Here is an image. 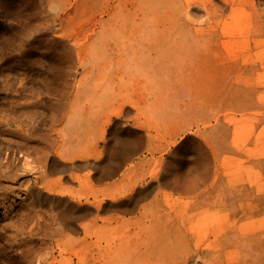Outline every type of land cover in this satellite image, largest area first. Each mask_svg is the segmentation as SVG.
I'll return each mask as SVG.
<instances>
[{
	"label": "rangeland",
	"instance_id": "374dc122",
	"mask_svg": "<svg viewBox=\"0 0 264 264\" xmlns=\"http://www.w3.org/2000/svg\"><path fill=\"white\" fill-rule=\"evenodd\" d=\"M56 6L61 10L58 19L47 7H43L46 13L36 14H18L12 7L0 11V33L11 27L8 37L0 39V108L7 112L15 102L29 107L35 104L44 119L49 117L45 119L48 127L59 105L66 111L79 105L114 112L132 97L138 107L152 105L156 129L162 132L134 128L131 119L138 110L113 113L105 142L88 134L73 143L74 148L92 146L93 155L75 160L56 157L68 167L48 170L39 183L41 191L91 209L83 223L100 225L102 219L115 217L133 220L142 211L140 222L152 223L161 238H193L207 245L232 236L215 254L218 264H243L241 257L250 237L252 253L264 255V0H60ZM51 27L53 32L72 34L71 55L77 48L89 49L82 66L70 71L68 77L74 74V80L68 95L52 71L66 65L64 54L55 55L47 64L40 59L34 68L17 57L22 50L18 48L45 43L44 28ZM92 28L100 33L97 46H91ZM201 61L203 68L198 70ZM182 125L192 129L190 136L170 133ZM128 128L136 131L143 144L144 156L138 163L128 158L123 164L117 155L125 150L120 138ZM58 134L53 135L57 137L53 153L61 142ZM149 134L157 146L153 157L146 152ZM102 166L111 169L102 171ZM61 174L69 179L59 181ZM87 175L90 183L87 189L84 186V193H89L88 199L70 195ZM194 182L200 186L195 187ZM54 185L67 191L49 190ZM8 192L0 198V213L5 207L10 212L4 214L6 219L0 216V222L4 220L0 230L21 207L16 196L19 190ZM20 196L24 198L22 193ZM120 204L123 206L118 209ZM6 250L0 231V252ZM262 259L260 256L259 261ZM259 261L250 257L244 264Z\"/></svg>",
	"mask_w": 264,
	"mask_h": 264
},
{
	"label": "bare ground",
	"instance_id": "6f19581e",
	"mask_svg": "<svg viewBox=\"0 0 264 264\" xmlns=\"http://www.w3.org/2000/svg\"><path fill=\"white\" fill-rule=\"evenodd\" d=\"M37 1L38 0H0V11L5 13L7 10H9V8L12 7L15 10H17L18 14H24V13L36 14L39 11H45L46 13V10H43L44 9L43 7L45 8L47 7V10L50 12V14L51 13L56 14L57 19L60 17L61 10L57 11V6H56V3H59L60 0H40L42 4H40V1L39 3ZM15 2L17 3L14 5ZM18 2L20 3L18 4ZM47 19L46 21L48 22ZM43 23L46 22L43 21ZM90 26L93 27L91 24ZM73 28L75 29V27ZM55 30L56 31L53 32L52 27L51 29L44 28L43 39L45 40V43H43L42 45H36L33 43L30 44L31 46H29L27 49H23L22 47L18 48V50L21 49L22 50L17 54V57L19 61H24V60L28 61L29 62L28 64L29 66H27L28 68L31 67L34 68V66H36V63H38V61L40 62V59H42L41 61L42 63L52 62L57 57L55 55H58L60 53L64 54L65 57L64 62L66 63V65L64 67L55 66V69H53L52 71H55L54 73L56 74L57 80L58 79L60 80L62 89L67 94L70 92L72 88V82L74 80V79L71 80L74 74L71 75L70 79L68 77L70 76V71H72L74 67H77V65L82 66L86 57L88 56L89 49H87L84 52V50L81 51L77 48L78 50L76 49L75 51H72L74 52V55H71V48H68V45L73 43L72 34H65L64 32L60 33L57 32V29ZM10 31H11V27L9 26L6 27V31L0 33V39L7 38L8 36H6V34L9 33ZM39 31L41 32V30ZM90 34L94 35V39L92 40L93 42L91 43V46H97L100 39L99 36L100 33L98 32L95 33V30L92 28ZM60 39H62L63 43ZM85 39L89 40L88 38ZM1 51H4V49ZM202 63L203 61L198 62L197 64L198 70H201V68H203ZM46 67L44 71H46ZM35 79H37V77ZM77 85L78 87H80V83H78ZM3 98L5 99V97ZM37 100L40 101L39 98H37ZM78 106L79 105H74L73 108H71L69 111H66L63 110L62 109L63 107L59 105L57 110L56 109L54 110L56 112L53 111L55 115L53 120L48 122V123L52 122L50 125L48 124L49 125L48 127H45V125L47 126L45 119L47 120V118L49 117H46L44 119L43 117L44 115H42V113L39 111V108L36 107L35 104L33 107H29L26 105H22L19 102H15V104L12 105L8 109L9 111L7 112L0 108V198L1 196L5 197V194H7L8 190L9 192L10 191L12 192L13 189L19 190L16 196L18 197V199H20V205H21V207L15 213V217L13 219L11 218V220H9L8 223H5L0 230L4 234L5 244L7 245V250H6L7 252L5 251L0 252V264H189L191 261H193V264H218L215 258V254L227 245V240L232 236L227 237L225 241L224 239L220 240L219 238H217L213 243L212 242L209 244L206 243L207 245L205 244L202 245L200 244L199 240L194 241L193 238L190 239L188 238L183 239L181 237H180L181 239L175 238L178 240H175L174 238H173L174 240H169L168 237L161 238L156 235L155 226L152 223L149 222V224H145V222L142 223L140 222L142 218V214L144 213L142 211H139V216L133 220L131 219L125 220L122 219L121 217H115L113 219L110 218L102 219L100 225H98L96 222L93 221H88L87 223H83L82 220L88 217V215L91 212V209L87 207H79L77 205H74L73 203H70L67 200L65 201L59 197L48 195L41 191V189L38 186L40 181L43 180L44 177H46L48 170H51L52 168L53 169L58 168L59 166H62L64 168L68 167L64 163H59L56 157L67 160H75L76 158H86L93 155L94 151L92 146L89 145L88 147L85 148L86 146L85 145L82 148L80 147L74 148L73 143L79 142L80 138L88 134H94L93 135L94 137L96 136L97 138L105 142L104 140L105 130L106 127L109 125V122L111 121V114L113 113L119 115L122 109H126L128 111L138 110L137 116L135 115L131 119L134 128L145 127L148 128L149 131L151 129V130H155L158 133L162 132L156 129V127L158 128V125L156 124L155 121V114L151 107L152 105L149 104V106L144 108L138 107L137 102L132 97L127 98L124 101L123 106H120L121 108L118 107L114 112L108 109L104 111L99 107L85 109L83 107H78ZM211 108L215 109V104L211 106ZM140 117L144 118V120H141ZM61 123L62 125L58 131L60 134L61 142L60 144H58L57 148L55 149L54 151L55 154H54L53 148L57 143V137H53V135L58 134L57 126ZM124 127L126 128V126ZM191 131L192 129L189 128V126L182 125L173 132L171 130L170 133L174 135H183L185 137V135L187 134L190 136ZM111 132L114 131L112 130ZM110 135L111 134H109V136ZM122 135L123 137L120 138V141H122V145H123L122 148L128 151V155L134 154L137 150V144H138L136 131L132 128H128L127 130L123 129ZM169 136L171 137V135ZM68 137H72V138H68ZM153 138L154 137L152 134L147 135L148 143L146 146V152L150 154L151 157H153V154L156 151V147H157L155 145L156 141ZM194 138L196 137L194 136ZM196 141L199 142V140ZM203 148L201 149L200 147L201 150H203ZM190 150L191 149L188 148L189 152ZM194 150L196 149L194 148ZM79 164L83 165V163H79ZM105 166L100 167L101 168L100 170L109 172L111 168ZM128 176L130 177V175ZM63 179L68 180L69 176L65 174H61L59 177V181ZM177 181L179 180L177 179ZM79 183H80L79 189L76 192H69V194L72 195L73 197H77V198L85 197V199H88L89 193L88 192L84 193L86 191L84 190L85 189L84 186H86L87 189V186L90 183V176L87 175V177H83ZM202 183L203 182L201 181V184ZM196 185L197 183H195V187ZM49 190L67 191L59 185L50 186ZM132 190L133 189H131V191ZM188 191L191 192L192 190L188 189L187 192ZM183 192L185 194V191ZM21 193L24 195V198H21L20 196ZM134 197L132 199V205H133L132 207H135L134 203H136V197L135 198ZM14 201L15 200H13V202ZM118 206L119 207L117 208L119 209L122 208L123 205L120 204ZM7 209L8 208L5 207V210H2L3 212L1 211L2 214L0 213V216L3 215L5 218L4 214L8 212ZM11 209L9 211H12ZM150 210H148V212ZM9 213L10 212H8V214ZM248 216H246V219L248 218ZM3 221L0 222V224L3 223ZM170 225L168 226L171 227ZM250 239L251 237L247 239L248 246L245 247L246 249L245 253L241 257L244 260L243 264L245 262H248V259L250 257H254L258 261L260 256L264 257L263 254L255 255L254 253H252L253 243H251ZM5 249L6 248H4L3 250ZM259 263L264 264V259H262V261H259Z\"/></svg>",
	"mask_w": 264,
	"mask_h": 264
},
{
	"label": "crops",
	"instance_id": "0c3cea01",
	"mask_svg": "<svg viewBox=\"0 0 264 264\" xmlns=\"http://www.w3.org/2000/svg\"><path fill=\"white\" fill-rule=\"evenodd\" d=\"M137 150H136V152L134 153V154H129L128 155V151L127 150H124L125 152H120V154H117L120 158H119V160H120V162H124V159L125 160H127L128 158H134V161L136 162V163H138V162H140V159H141V157L142 156H144V149H143V144L142 143H139L138 142V140H137ZM120 147H123V145H122V141H120ZM123 153H124V156H123ZM107 154V153H106ZM122 156V157H121ZM139 156V157H138ZM122 168H123V166H122ZM124 168H125V166H124ZM122 170V169H121Z\"/></svg>",
	"mask_w": 264,
	"mask_h": 264
}]
</instances>
